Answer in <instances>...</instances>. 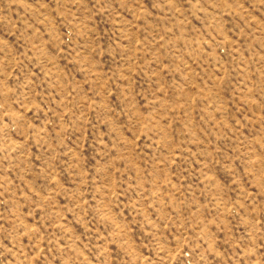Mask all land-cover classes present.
Masks as SVG:
<instances>
[{"label":"rangeland","instance_id":"rangeland-1","mask_svg":"<svg viewBox=\"0 0 264 264\" xmlns=\"http://www.w3.org/2000/svg\"><path fill=\"white\" fill-rule=\"evenodd\" d=\"M0 264H264V0H0Z\"/></svg>","mask_w":264,"mask_h":264}]
</instances>
